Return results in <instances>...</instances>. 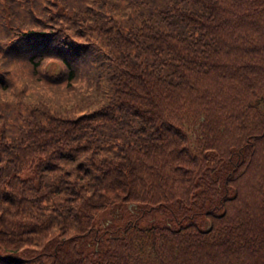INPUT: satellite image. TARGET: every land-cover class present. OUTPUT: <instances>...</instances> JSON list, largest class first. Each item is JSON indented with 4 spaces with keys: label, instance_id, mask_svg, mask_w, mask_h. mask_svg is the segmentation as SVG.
<instances>
[{
    "label": "trees",
    "instance_id": "16d2710c",
    "mask_svg": "<svg viewBox=\"0 0 264 264\" xmlns=\"http://www.w3.org/2000/svg\"><path fill=\"white\" fill-rule=\"evenodd\" d=\"M0 264H264V0H0Z\"/></svg>",
    "mask_w": 264,
    "mask_h": 264
},
{
    "label": "rangeland",
    "instance_id": "374dc122",
    "mask_svg": "<svg viewBox=\"0 0 264 264\" xmlns=\"http://www.w3.org/2000/svg\"><path fill=\"white\" fill-rule=\"evenodd\" d=\"M54 67V66H53ZM185 113H184V118L182 120V128L183 130L186 132V134L188 135L191 144L193 146L197 145V135H198V128H197V123L200 122V120L202 119L203 115L201 114V112L196 111L190 108L189 106H187L185 108ZM209 155H212V153Z\"/></svg>",
    "mask_w": 264,
    "mask_h": 264
}]
</instances>
